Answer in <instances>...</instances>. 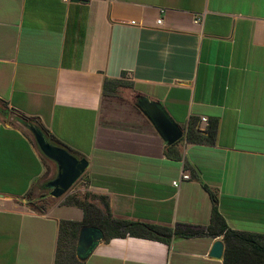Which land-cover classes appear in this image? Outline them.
<instances>
[{
	"label": "crops",
	"instance_id": "1",
	"mask_svg": "<svg viewBox=\"0 0 264 264\" xmlns=\"http://www.w3.org/2000/svg\"><path fill=\"white\" fill-rule=\"evenodd\" d=\"M106 78L124 85L104 94ZM146 101L185 134L217 121L215 144L184 137L181 160L170 159ZM0 102L88 161L82 193L98 195L102 210L105 197L114 218L208 226L202 180L230 228L264 234V0H0ZM13 121L0 112V264H55L60 221L84 212L66 197L44 213L25 209L48 163ZM217 241L103 234L86 259L76 257L223 264L211 255Z\"/></svg>",
	"mask_w": 264,
	"mask_h": 264
},
{
	"label": "trees",
	"instance_id": "2",
	"mask_svg": "<svg viewBox=\"0 0 264 264\" xmlns=\"http://www.w3.org/2000/svg\"><path fill=\"white\" fill-rule=\"evenodd\" d=\"M123 85L124 83L121 80L106 78L104 82V94L112 93L116 88ZM21 119L24 124L28 122L31 124L33 121L30 120L31 118L25 116H22ZM36 126L44 132L51 144L63 147L77 158L83 159V157L72 151L61 141L51 136L42 126ZM217 131V121H211L205 131L196 130L190 125L185 134V138L189 143L214 145ZM179 142L175 144L166 143L165 151L170 159L181 160L180 152L176 149ZM200 182L202 187L208 192L212 202L211 221L208 226L178 224L175 228H169L151 223L116 219L112 216L105 197H99L104 204V209L102 210L93 203V199L98 195L90 192L84 193L83 196L81 194L68 195L64 200V204L81 208L84 212V218L81 221H60L55 264H83L76 257V245L80 230L83 227H94L99 229L104 234L105 242L116 237L123 238L132 236L156 240L170 245L174 238H194L203 236L215 238L223 236L225 243L223 264H264V234L238 231L230 228L219 212L218 193L208 187L202 180H200Z\"/></svg>",
	"mask_w": 264,
	"mask_h": 264
},
{
	"label": "water",
	"instance_id": "3",
	"mask_svg": "<svg viewBox=\"0 0 264 264\" xmlns=\"http://www.w3.org/2000/svg\"><path fill=\"white\" fill-rule=\"evenodd\" d=\"M144 107L159 134L168 144H175L185 137L184 130L175 124L158 104L146 101ZM24 125L33 134L40 152L57 166L55 178L46 182L44 187L50 190V194L54 198L64 196L85 173L88 168V161L84 158H77L63 147L51 144L38 126ZM102 239L103 233L99 229L83 227L77 242V257L80 260L86 259ZM224 248V243L217 241L211 255L222 258Z\"/></svg>",
	"mask_w": 264,
	"mask_h": 264
},
{
	"label": "rangeland",
	"instance_id": "4",
	"mask_svg": "<svg viewBox=\"0 0 264 264\" xmlns=\"http://www.w3.org/2000/svg\"><path fill=\"white\" fill-rule=\"evenodd\" d=\"M4 110L8 111L9 114H11L14 117L13 123H15V121L19 120V122L21 123V125L19 127L22 128L26 132V134H28L30 136V138L32 139V141L34 142L36 147L39 149L33 134L30 132V130L22 122V119H21L22 116L17 114V113H14L13 111L7 110L6 107L4 106V104L0 102V112H2ZM30 120H33L31 122V124H30V122H28L26 124L35 125V126L37 125V124L33 123L34 119H30ZM41 155H42V153H41ZM42 157L48 163L46 173H45L44 177L41 179V181H39L37 186L33 187L25 195V201H26V208L25 209L26 210H28V209L34 210V211L39 212V213H44V212L48 211L50 208H52L56 204H58L59 201H61V199L70 195V193L68 191L64 196H62L60 198H54L51 196L50 190L46 189L44 187L46 182L55 178L54 176L57 173V166L54 162H52L51 160H49L45 156L42 155ZM82 179L83 178H80L74 184L73 187L75 189H77V193L74 195H80V194L83 195L82 192H84V188H86V184ZM63 204H64V202H63Z\"/></svg>",
	"mask_w": 264,
	"mask_h": 264
},
{
	"label": "built area",
	"instance_id": "5",
	"mask_svg": "<svg viewBox=\"0 0 264 264\" xmlns=\"http://www.w3.org/2000/svg\"><path fill=\"white\" fill-rule=\"evenodd\" d=\"M200 22H201V18L198 17V18L195 20V23H196V24H200ZM157 24H158V25H161V24H162V20L159 19V20L157 21ZM202 121L208 123V119H206V118H203ZM188 179H190L189 172H184V173L182 174V180H188ZM179 183H180V181H176V182H174L173 184H174L175 186H178ZM73 186H74V185H73ZM73 186H72V187L70 188V190H69L70 195H74V194L77 193V189H75Z\"/></svg>",
	"mask_w": 264,
	"mask_h": 264
}]
</instances>
